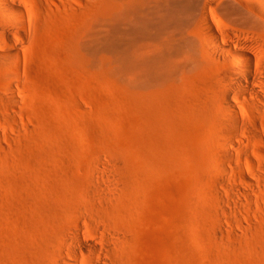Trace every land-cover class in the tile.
Returning a JSON list of instances; mask_svg holds the SVG:
<instances>
[{"label": "rangeland", "instance_id": "rangeland-1", "mask_svg": "<svg viewBox=\"0 0 264 264\" xmlns=\"http://www.w3.org/2000/svg\"><path fill=\"white\" fill-rule=\"evenodd\" d=\"M130 1L0 0V264H264V105L237 88L232 124L239 58L206 50L203 16L252 67L264 21L243 0ZM156 52L176 65L151 82Z\"/></svg>", "mask_w": 264, "mask_h": 264}, {"label": "bare ground", "instance_id": "bare-ground-1", "mask_svg": "<svg viewBox=\"0 0 264 264\" xmlns=\"http://www.w3.org/2000/svg\"><path fill=\"white\" fill-rule=\"evenodd\" d=\"M138 1L139 0H134L133 4H138ZM243 2V4L251 8L253 15H255L259 20L264 21V0H243ZM126 3H129L131 6L130 0H126ZM6 6L8 9L14 8L11 3H8ZM170 7L176 12H182L184 10L183 0H172V6ZM185 9H187V6H185ZM168 16L172 17L170 13H168ZM165 21L167 22L166 18ZM203 21L211 33L209 36H212L210 38L208 37L209 39H207V41L210 45L214 46L213 49L206 48V50L218 56H223L226 53L228 55L227 57L234 56L239 58L236 68H234L231 73L226 72L227 74L223 75L224 78L225 76L228 78L227 80L225 78L227 83L225 82L226 89L223 91V98L224 104L230 112V121L234 126L240 127L241 123L239 119V106L232 100V98L236 94L237 88L242 87L244 92L240 97L243 96L246 100L253 102V104H255L257 107L264 105V64L258 63V66L252 67V62L255 58L253 57L254 55L252 56L248 54L244 48L234 49L230 44V40L235 37V34H227L221 29H218L219 26H217L216 23V25H214V21H211V18L208 16V14H206V11L203 16ZM177 24H179L178 19ZM213 30H215V32ZM225 34H227L226 37H228L226 39H224ZM184 44L188 45L191 49H198L196 45L197 43L192 37L188 40V44ZM198 47L200 48L201 45L198 44ZM201 49L204 50V47L202 46ZM173 59L174 57H169L168 55H164L159 52L151 54V57L145 59V65L140 63L145 68L142 75L148 76L151 82L163 80L168 75V66L176 65V62H173L175 61ZM134 61L135 60H133L132 54L127 51L125 53L124 60L127 70H131V67L136 63ZM10 77L13 81L14 76L10 75ZM257 91L262 92V94L258 93ZM225 145L227 147H233V141L226 139ZM242 152L247 155V150H243ZM216 169L218 174H224V171L221 167L218 166ZM234 191H237V188H235ZM74 242L87 254L97 252L98 248L101 247L98 246L92 239L88 238L87 236L85 237V234L83 231H81V229H79V231L76 233ZM101 250L106 251L105 247H101ZM68 261L70 264H79L82 262V259L78 251L72 250Z\"/></svg>", "mask_w": 264, "mask_h": 264}]
</instances>
